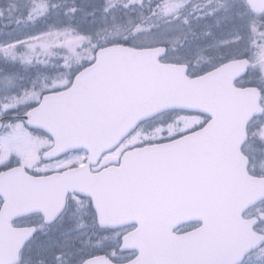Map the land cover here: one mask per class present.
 Wrapping results in <instances>:
<instances>
[{"label": "snow or ice", "instance_id": "snow-or-ice-1", "mask_svg": "<svg viewBox=\"0 0 264 264\" xmlns=\"http://www.w3.org/2000/svg\"><path fill=\"white\" fill-rule=\"evenodd\" d=\"M0 264H264V0H0Z\"/></svg>", "mask_w": 264, "mask_h": 264}]
</instances>
